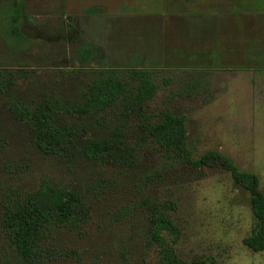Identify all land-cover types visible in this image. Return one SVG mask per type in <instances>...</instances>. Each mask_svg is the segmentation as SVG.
Masks as SVG:
<instances>
[{"label":"rangeland","instance_id":"1","mask_svg":"<svg viewBox=\"0 0 264 264\" xmlns=\"http://www.w3.org/2000/svg\"><path fill=\"white\" fill-rule=\"evenodd\" d=\"M82 1L65 0L79 9ZM133 1L108 10L104 23L96 20L101 12H83L97 21L99 36L107 42L94 43L64 20L63 0H0V71L25 75L0 94V264H20L2 230L1 200L21 199L44 179L56 190L78 193L86 208L80 227L49 233L48 264H158L157 251L145 244L147 213L134 208L122 214L143 198L176 204L173 248L179 259L264 264V251L253 253L242 244L254 224L250 197L223 166H172L149 148L132 167L92 164L81 153L72 162L61 161L40 152L30 127L7 111L11 97L73 100L92 68L151 70L157 91L146 111L184 116L198 155L217 150L237 169L257 175L264 192V37L254 16L245 18L241 10L232 12L238 19L230 16L227 0H204L187 13L175 0H148L145 6L143 0ZM239 5L264 14V0ZM14 6L22 9L20 37L10 26ZM86 43L101 50L103 58L92 57L88 65L76 62V50ZM57 122L71 126L81 143L109 139L116 128L130 144L140 135L136 122L124 121L117 108L89 117L61 116ZM150 174L157 176L146 183L144 175Z\"/></svg>","mask_w":264,"mask_h":264},{"label":"trees","instance_id":"2","mask_svg":"<svg viewBox=\"0 0 264 264\" xmlns=\"http://www.w3.org/2000/svg\"><path fill=\"white\" fill-rule=\"evenodd\" d=\"M86 12L94 14L101 11L88 9ZM11 13L14 18L10 26L15 36L20 37L22 9L14 6ZM68 28L76 32L71 25ZM95 56L103 58V53L90 43L75 52L76 62L83 65H88ZM24 76L22 71H0V94L12 87L17 78ZM169 83V79H163V84ZM156 91L151 70L131 66L118 72L114 68L102 66L90 69L84 86L78 89L71 101H64L55 95L44 97L39 102L11 97L6 101V108L14 120L30 127L33 144L40 152L54 155L61 161L72 162L81 153L92 164L110 163L115 167H132L136 165L141 150L149 148L172 166L195 170L223 166L232 182L250 197V213L254 224L250 233L242 239V244L253 253L263 252L264 192L259 177L237 169L228 157L217 150L204 151L198 155L195 146L187 138L184 116L169 110H161L156 114L146 111V104L153 100ZM113 108L119 109L124 121L136 122L140 135L131 144L122 139L121 128H116L109 139L81 143L71 126H60L57 122L61 116L89 117ZM156 176L144 175V180L150 183ZM1 201L2 230L20 264L51 262L50 249L45 244L49 233L53 229L75 230L86 216L82 196L76 192L56 190L46 179L36 190L21 199ZM134 208L147 213L145 244L157 251L158 264H205L199 259L183 261L176 255L173 245L177 228L172 218L176 204L173 201L158 202L143 198L137 206L124 209L122 214L127 215ZM165 234L169 238L173 237V241L167 240Z\"/></svg>","mask_w":264,"mask_h":264},{"label":"crops","instance_id":"3","mask_svg":"<svg viewBox=\"0 0 264 264\" xmlns=\"http://www.w3.org/2000/svg\"><path fill=\"white\" fill-rule=\"evenodd\" d=\"M87 1V0H86ZM241 0H227L225 4V9L227 11V13L235 16L232 12H235L236 15L239 12V10L242 11V14L246 15V17H252V19L255 21L256 26H258L257 28H260L261 32H263L262 37H264V14H256L254 15L253 13L255 12H250L248 9L243 8L242 6L239 5V2ZM131 0H89L87 2H85L84 0L82 2H80V9L77 8V6L73 3H66L65 0H63V15L64 16V20L67 22V20L71 23H73V27L81 29L82 31H84V33L86 34V36L88 38H90L91 40L94 39V43L97 42H104L107 43L106 41H103L101 38L102 36H99V31L98 29H100L99 25L96 24L97 21H92L90 19L89 16H84L83 12L87 11L88 9H102L101 13L99 16L96 17V20H98L99 22L104 23L105 19V15H107V11H116L118 9V7L120 5H125L126 3L130 4ZM204 0H175L174 1V5H176V7L178 5H182V11L184 12H190V10L194 9V7H198L199 5H201V3H203ZM252 4L255 3L253 1H251ZM257 2V1H256ZM135 3V1L132 0L131 5ZM144 4V6L148 3V0H143L142 2ZM241 9H240V7ZM247 7L250 6L249 4L246 5ZM203 8L205 7V5L202 6ZM197 10V9H196ZM195 10V11H196ZM264 10V9H263ZM261 10V11H263ZM253 15H252V14ZM245 17V18H246ZM236 19H238L237 16H235ZM253 20H251V22H253Z\"/></svg>","mask_w":264,"mask_h":264}]
</instances>
